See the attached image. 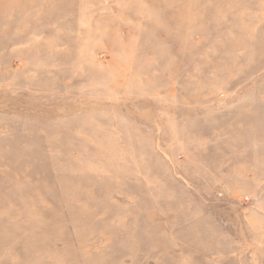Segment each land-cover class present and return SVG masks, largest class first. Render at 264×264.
<instances>
[{
  "label": "rangeland",
  "instance_id": "1",
  "mask_svg": "<svg viewBox=\"0 0 264 264\" xmlns=\"http://www.w3.org/2000/svg\"><path fill=\"white\" fill-rule=\"evenodd\" d=\"M0 264H264V0H0Z\"/></svg>",
  "mask_w": 264,
  "mask_h": 264
}]
</instances>
